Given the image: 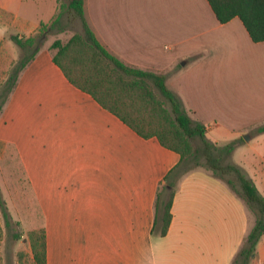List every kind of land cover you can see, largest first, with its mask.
I'll return each instance as SVG.
<instances>
[{
	"label": "crops",
	"instance_id": "1",
	"mask_svg": "<svg viewBox=\"0 0 264 264\" xmlns=\"http://www.w3.org/2000/svg\"><path fill=\"white\" fill-rule=\"evenodd\" d=\"M84 13L109 54L167 76L208 140L248 138L233 160L264 197V42L239 18L221 24L207 0H84ZM59 14L60 0H0V81L21 56L11 37L30 38ZM52 44L19 73L0 111V171L27 181L46 264H233L256 224L246 202L197 168L177 183L167 235L154 232L159 188L180 155L73 85ZM253 264H264V236Z\"/></svg>",
	"mask_w": 264,
	"mask_h": 264
},
{
	"label": "trees",
	"instance_id": "2",
	"mask_svg": "<svg viewBox=\"0 0 264 264\" xmlns=\"http://www.w3.org/2000/svg\"><path fill=\"white\" fill-rule=\"evenodd\" d=\"M207 1L221 24L239 18L254 43L264 42V0ZM62 9L79 19L83 30V34H76L67 44L55 41L51 46L55 53L54 62L70 82L90 94L139 136L145 139L155 137L164 147L181 157L178 166L170 171L159 188L154 232L167 235L173 219L172 207L178 181L185 174L202 168L232 188L256 217V224L233 263L253 264L257 246L264 236V197L243 169L232 160L235 150L244 140L224 146L208 140L206 127L193 121L180 99L168 89L166 75L128 67L100 45L85 19L84 0H69L67 6L62 5ZM62 16L60 13L50 25L42 23L37 34L30 38L11 37L21 56L5 84L6 95L0 104V111L15 87L19 73L34 58ZM166 104L169 109L165 107ZM257 132L264 133V126ZM192 164L195 167H191ZM0 210L6 228L13 230L20 226L19 222H14L1 189ZM12 236L14 241L22 239L21 234L15 231ZM28 239L34 264H46L45 228L31 231Z\"/></svg>",
	"mask_w": 264,
	"mask_h": 264
},
{
	"label": "rangeland",
	"instance_id": "3",
	"mask_svg": "<svg viewBox=\"0 0 264 264\" xmlns=\"http://www.w3.org/2000/svg\"><path fill=\"white\" fill-rule=\"evenodd\" d=\"M68 3L69 0H60V13L63 14V16L60 23L54 27V30L47 36L44 43L60 41L62 44H67L76 34H83L82 25L79 19L74 18L71 13H67V10L62 9V5L67 6ZM15 31V29L10 30L11 33H16ZM15 48L16 50H19L16 46ZM7 80L0 81V104L6 95L5 84ZM165 107L169 109L168 104H166ZM196 145L195 142V146ZM12 166L16 168L18 165L15 163L12 164ZM191 167H195V165L192 164ZM16 170L18 171V168ZM17 171L15 174L17 176L21 175ZM3 176V172L0 171V189L3 199L7 203L8 210L12 215L14 222H19L20 224V226L13 228V230L6 228L0 210V240L2 242L1 247L3 251L1 252L3 253L4 264H34L33 252L29 243L28 235L31 231H39L43 228L44 221L42 215L37 209L34 196L30 192L27 181L24 178L17 177L15 179H10ZM14 231L21 234L22 239L14 241L12 236Z\"/></svg>",
	"mask_w": 264,
	"mask_h": 264
},
{
	"label": "water",
	"instance_id": "4",
	"mask_svg": "<svg viewBox=\"0 0 264 264\" xmlns=\"http://www.w3.org/2000/svg\"><path fill=\"white\" fill-rule=\"evenodd\" d=\"M243 139H244L245 141H247V140H248V138H247L246 136H244V137H243Z\"/></svg>",
	"mask_w": 264,
	"mask_h": 264
}]
</instances>
